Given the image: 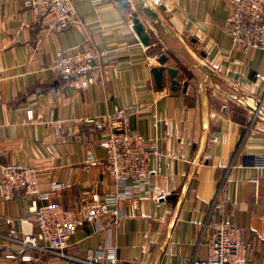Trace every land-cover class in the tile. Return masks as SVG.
Instances as JSON below:
<instances>
[{
  "label": "crops",
  "instance_id": "1",
  "mask_svg": "<svg viewBox=\"0 0 264 264\" xmlns=\"http://www.w3.org/2000/svg\"><path fill=\"white\" fill-rule=\"evenodd\" d=\"M25 1L0 0V163L38 169L41 192L64 182L48 201L65 208L115 192L100 166L84 168L90 153L105 158L108 135L85 119L117 107L164 156L161 175L135 190L136 203L122 202L121 224L85 223L67 256L23 246L21 237L38 230L35 196L0 194V264H85L87 250L98 247L115 248L117 264H190L207 257L221 220L252 243L247 264H264V49L244 54L233 44L231 0H73L76 22L61 31ZM87 49L108 52L101 81L68 82L53 68L57 52ZM162 65L178 70L177 90L167 69L157 85L152 69ZM216 196L226 200L222 211Z\"/></svg>",
  "mask_w": 264,
  "mask_h": 264
},
{
  "label": "built area",
  "instance_id": "2",
  "mask_svg": "<svg viewBox=\"0 0 264 264\" xmlns=\"http://www.w3.org/2000/svg\"><path fill=\"white\" fill-rule=\"evenodd\" d=\"M91 1L100 5L107 0ZM151 2L159 5L161 0ZM24 5L38 18L51 16L58 31L76 22L73 0H26ZM226 31L244 54L264 49V0H231ZM107 65L108 52L87 49L73 54L57 52L53 68L65 81L89 85L102 80V71ZM85 122L93 124L96 130H107L108 135L101 142L106 150L105 158L98 159L90 153L84 168L89 171L100 166L102 173L117 187L115 192L104 196L94 194L83 199L75 209L65 208L59 202L48 201L51 195L64 189V182L51 183L48 192H41L38 169L24 163H0V194L4 199H13L20 193L35 196L34 221L38 230L25 233L20 239L27 248L67 256L65 250L81 226L87 222L101 224L105 217H109V224H121L126 215L122 202L128 200L135 204V190L144 189L162 173L160 163L164 153L151 148L140 131L131 129L130 117L124 108L117 107L103 118H87ZM215 141L212 139L210 144ZM261 160V167H264V155ZM162 199L165 195L158 196L156 201ZM225 201L216 196L214 207L222 211ZM208 245L207 257L195 258L190 264H247L252 250V243L243 238L242 228L223 220L214 221ZM81 261L85 264H117V252L110 247L89 248L86 258Z\"/></svg>",
  "mask_w": 264,
  "mask_h": 264
},
{
  "label": "water",
  "instance_id": "3",
  "mask_svg": "<svg viewBox=\"0 0 264 264\" xmlns=\"http://www.w3.org/2000/svg\"><path fill=\"white\" fill-rule=\"evenodd\" d=\"M151 11V10H149ZM149 15H151L152 11L151 12H148ZM153 14V13H152ZM154 15V14H153ZM134 29L136 31V33L142 37V39L146 38V35H145V26L143 23L140 22V20L137 18V16L135 15V19H134ZM167 60V57L166 56H161L159 61L160 63L164 64ZM167 69L170 77H171V83H172V87L171 89L172 90H177V87H178V84H179V81H178V70L175 69V68H172V67H168L166 68L165 66H160V67H154L152 69V72L154 74V77H155V80H156V83L158 86H162L163 82H164V72L165 70ZM202 105H203V109H204V113H205V117H206V114H207V107H208V100H207V96H206V92H202Z\"/></svg>",
  "mask_w": 264,
  "mask_h": 264
}]
</instances>
